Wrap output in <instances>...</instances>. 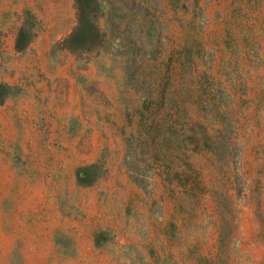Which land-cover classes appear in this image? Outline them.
Masks as SVG:
<instances>
[{
	"label": "rangeland",
	"instance_id": "rangeland-1",
	"mask_svg": "<svg viewBox=\"0 0 264 264\" xmlns=\"http://www.w3.org/2000/svg\"><path fill=\"white\" fill-rule=\"evenodd\" d=\"M96 1L0 0V264H264V0Z\"/></svg>",
	"mask_w": 264,
	"mask_h": 264
},
{
	"label": "trees",
	"instance_id": "trees-1",
	"mask_svg": "<svg viewBox=\"0 0 264 264\" xmlns=\"http://www.w3.org/2000/svg\"><path fill=\"white\" fill-rule=\"evenodd\" d=\"M96 2V0H75L74 7L76 11V27L73 29L72 36L67 39L68 43H75L73 37H79L80 35L86 33L92 34L98 32L96 30Z\"/></svg>",
	"mask_w": 264,
	"mask_h": 264
}]
</instances>
